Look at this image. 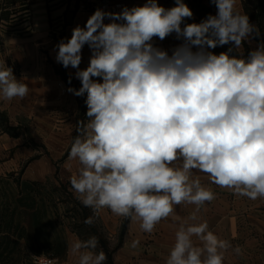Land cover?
Masks as SVG:
<instances>
[{
  "label": "clouds",
  "instance_id": "clouds-1",
  "mask_svg": "<svg viewBox=\"0 0 264 264\" xmlns=\"http://www.w3.org/2000/svg\"><path fill=\"white\" fill-rule=\"evenodd\" d=\"M211 3L215 15L183 27L193 15L183 0L168 9L157 0L120 12L98 8L56 45V62L76 69L81 82L67 90L86 94L88 119L76 123L68 154L79 164L71 188L93 212L84 223L109 209L152 233L171 218L179 226L166 264H225L232 249L199 215L216 195L196 173L237 196L264 199V41L247 57L233 55L260 29L238 0ZM173 33L183 43L171 54L154 45ZM229 43L226 52L209 51ZM85 45L90 61L80 69ZM29 91L0 59V100H23ZM181 204L195 206L186 218L175 212ZM98 245L96 236L75 239L68 254L76 264H106Z\"/></svg>",
  "mask_w": 264,
  "mask_h": 264
},
{
  "label": "crops",
  "instance_id": "crops-1",
  "mask_svg": "<svg viewBox=\"0 0 264 264\" xmlns=\"http://www.w3.org/2000/svg\"><path fill=\"white\" fill-rule=\"evenodd\" d=\"M158 1L169 8L176 6L175 0ZM201 1L216 14L217 10L211 0ZM244 1L238 0V6L246 13ZM55 2L57 4L52 7L48 8L45 3L33 11L30 31L0 32V59H4L7 66L13 68L15 77L18 80L22 78L30 89L23 100H0V113L6 116L5 120L0 118V177L14 174L15 186L17 182L33 184L36 192L37 189L42 191L41 195L45 196L48 204H51L52 199L56 204L55 207H47L46 234L40 239L36 240L34 234L26 238L12 236L18 248L27 250L26 256L14 253L13 261L18 263L35 262L39 257L51 256L56 259V264H76L75 258L68 254L70 243L75 239L87 240L93 236L82 219L81 208L74 202L80 201L70 185V176L77 171L78 162L68 161V151L57 168L54 161L39 147H34L71 146L76 134V123L81 120L87 122L88 119L86 94L76 96L68 90L62 93L58 86V82L63 81L67 89L71 87L78 90L81 82L75 78L76 69L63 67L56 62L55 56L58 51L56 45L62 39H70L72 29L77 25L84 27L94 12L84 8V0ZM144 3L146 0H129L130 8L143 6ZM192 17L196 21L191 17L185 18L182 27L187 22L199 23V15ZM105 22H109L107 18ZM260 41H263L262 33L251 45L247 42L245 44L252 50ZM153 43L171 54L183 41L173 33L164 40L154 38ZM219 48L218 45L209 51L217 54ZM243 51L246 57L244 45ZM90 56L91 50L85 45L80 69L88 66ZM69 163L71 168L68 167ZM196 174L200 176L201 183L210 187L216 195L215 200L206 202L201 208L200 217L208 222L209 229L219 238L232 244L225 264H264V199L254 201L246 196H237L211 183L206 174ZM62 186L71 189L65 193L57 192L58 195L53 193L55 190H49V187L58 190ZM194 208V205H176L175 212L186 218ZM89 213L93 215L90 208ZM94 224L109 249L110 257L100 244L95 250L105 252L106 264H166L179 226L178 222L168 218L157 224L152 233H145L141 231L138 222L116 216L109 209H102ZM137 240L139 244L133 248L132 242ZM237 246L242 250L240 255L233 251Z\"/></svg>",
  "mask_w": 264,
  "mask_h": 264
},
{
  "label": "trees",
  "instance_id": "trees-1",
  "mask_svg": "<svg viewBox=\"0 0 264 264\" xmlns=\"http://www.w3.org/2000/svg\"><path fill=\"white\" fill-rule=\"evenodd\" d=\"M202 4L200 6L204 7V10H208L209 15H214L211 8ZM244 7L250 22L255 23L264 36V0H245ZM197 13L198 15L201 14L200 11ZM231 46V43L220 46L217 49V54L228 51ZM244 46L246 49L245 56L247 57L250 50L245 43ZM232 54L235 55L236 52L233 51ZM0 118L5 120L6 116L0 113ZM11 178H13V181H11ZM15 181L16 178L11 173L6 177H0V264L18 263L13 261V255L16 252L26 256L27 250L22 247L18 248L12 236L17 235L18 237L26 238L34 234L36 240L40 239L42 235L46 234L47 207L56 206L53 199L51 200V204H48L45 196L41 195L42 191L37 189L36 192L33 184L26 182H22L21 184L17 182L15 186ZM74 202L81 208L82 219L85 221L90 216L89 208L76 200ZM88 226L92 235L98 238L102 249L110 257L109 249L96 225L93 223ZM24 258L22 257V259ZM109 260L111 261V258H108Z\"/></svg>",
  "mask_w": 264,
  "mask_h": 264
},
{
  "label": "rangeland",
  "instance_id": "rangeland-1",
  "mask_svg": "<svg viewBox=\"0 0 264 264\" xmlns=\"http://www.w3.org/2000/svg\"><path fill=\"white\" fill-rule=\"evenodd\" d=\"M183 2L191 9L192 12H194L193 16L197 17L198 15L197 12L198 11L201 12V14L199 15L200 18L198 17L200 19L199 23L205 20L207 16L209 15L208 10H204V7L200 6L202 4L201 0H183ZM45 3L48 8L57 4L55 0H0V32L1 34L11 33V32L26 33L30 31V25H31L30 22L32 20L33 11L36 8H38V6L39 7L44 6ZM195 19L196 18L194 17L193 18L194 22L196 21ZM186 24H190V23L187 22ZM263 41H264V36H263ZM1 45H2V42H0V46ZM232 47L233 45L230 48ZM234 51L237 54V50H234ZM238 51L239 53L243 54L244 52L243 47L241 49H238ZM73 138H72V141H73ZM34 147H39V149L44 154H46L50 159L54 161V163L56 164V167L59 168L57 164L60 163L65 158L71 146H66V148L64 146H34ZM68 189H71V188L70 187L64 188V186H62L58 190H56L53 187H49V190H55L53 192L55 195H58V193L60 192L65 193L66 190ZM69 201H72V200L69 199ZM16 264H23V263H16ZM24 264H35V263L27 262Z\"/></svg>",
  "mask_w": 264,
  "mask_h": 264
},
{
  "label": "built area",
  "instance_id": "built-area-1",
  "mask_svg": "<svg viewBox=\"0 0 264 264\" xmlns=\"http://www.w3.org/2000/svg\"><path fill=\"white\" fill-rule=\"evenodd\" d=\"M157 3L168 9L169 6L162 4L157 0ZM124 7L130 8L129 0H84V8L88 11L95 12L96 9H102L110 12H120ZM58 86L62 93L67 90L66 85L63 81L58 82ZM35 264H56V259L51 256H42L36 259Z\"/></svg>",
  "mask_w": 264,
  "mask_h": 264
}]
</instances>
